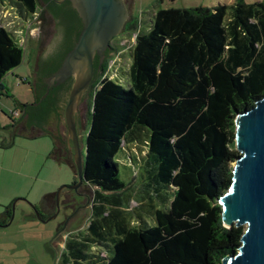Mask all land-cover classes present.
<instances>
[{
    "label": "trees",
    "instance_id": "1",
    "mask_svg": "<svg viewBox=\"0 0 264 264\" xmlns=\"http://www.w3.org/2000/svg\"><path fill=\"white\" fill-rule=\"evenodd\" d=\"M6 1L26 20L38 11L37 0ZM57 1L43 7L65 26V45L45 62L37 106L22 105L28 126H42L56 110L51 93L42 98L43 80L60 67L80 27L70 3ZM136 29L130 16L123 28L135 33L128 86L105 75L118 45L110 43L94 72L83 162V184L95 187L91 216L85 233L66 238L60 264H219L237 253L244 231L223 225L218 200L239 156L234 119L264 97V0L158 7L148 29ZM22 59L21 44L0 26V95L3 76ZM134 146L145 149L142 163ZM121 159L140 167L137 194L126 192ZM132 199L139 204L134 222L126 210ZM11 214L4 207L0 226Z\"/></svg>",
    "mask_w": 264,
    "mask_h": 264
},
{
    "label": "rangeland",
    "instance_id": "2",
    "mask_svg": "<svg viewBox=\"0 0 264 264\" xmlns=\"http://www.w3.org/2000/svg\"><path fill=\"white\" fill-rule=\"evenodd\" d=\"M131 17L136 19V32L146 31L151 12L158 7L190 8L231 4L233 0H125ZM255 2L258 0H245ZM38 2V11L28 20L8 1L0 3V26L10 32L21 44L23 59L8 71L1 82L5 94L0 95V214L4 207H13L9 224L0 226V264H60V254L68 235L85 233L91 216L95 187L81 184L77 189L66 186L72 181L74 168L69 153L61 141L40 125L31 128L25 122L24 104L31 105L36 85V62L52 29V19ZM135 33L122 30L112 40L118 48L108 57L105 75L129 84L128 66L130 48ZM96 81V80H94ZM92 91L90 87L78 100L75 115L78 121L77 141L85 155L86 133ZM17 113L15 114V112ZM62 145V148H61ZM62 149V150H61ZM143 162L145 149L136 146ZM140 167L119 161V176L128 184L126 192L137 194L133 186L140 182ZM54 196V197H51ZM47 199V208L41 205ZM136 200V199H135ZM130 200L127 212L139 204ZM37 207L38 215L34 211ZM147 220L150 218L146 215ZM66 235V236H65Z\"/></svg>",
    "mask_w": 264,
    "mask_h": 264
},
{
    "label": "water",
    "instance_id": "3",
    "mask_svg": "<svg viewBox=\"0 0 264 264\" xmlns=\"http://www.w3.org/2000/svg\"><path fill=\"white\" fill-rule=\"evenodd\" d=\"M68 1L82 20V29L60 67L47 78L46 83L51 86L68 78L73 81L69 92L58 103L57 112L50 113L41 125L64 147L71 149L72 154L69 155L75 171L72 181L66 186L75 190L83 184L84 156L77 141L78 121L74 111L93 81L95 56L99 55L101 60L104 58L103 53L123 30L129 16L124 0ZM39 2L44 9L43 0ZM65 39V26L52 19L50 35L36 62V85L31 106H37L38 80L41 72L48 68V62H45L62 50ZM69 140L72 144H68ZM234 146L239 156L233 162L232 181L218 203L223 225L243 226L244 231L237 253L225 256L219 264H264V97L250 109L236 115Z\"/></svg>",
    "mask_w": 264,
    "mask_h": 264
},
{
    "label": "flooded vegetation",
    "instance_id": "4",
    "mask_svg": "<svg viewBox=\"0 0 264 264\" xmlns=\"http://www.w3.org/2000/svg\"><path fill=\"white\" fill-rule=\"evenodd\" d=\"M65 1H68V0H63V1H61V2H58V3H63V2H65ZM69 3H70V6H71V8H73L72 7V5H71V2L70 1H68ZM124 2L126 3V1L124 0ZM73 10H75L74 8H73ZM76 12V11H75ZM77 13V12H76ZM77 16H78V14H77ZM78 18H79V22H80V27H78V28H76L75 30H74V34H73V36H72V38H73V45H74V43H75V41H76V39H77V37H78V35H79V33H80V31H81V29H82V20L80 19V17L78 16ZM117 37V36H116ZM116 37L114 38V39H116ZM113 39V40H114ZM110 48H111V45H110ZM110 48L109 49H107V50H105V52L103 53V55H104V58H105V56H106V54H107V52L108 51H110ZM98 58V61L96 60ZM104 58L101 60V58H100V56L99 55H96L95 56V58H94V60H93V66H94V72L97 70V67H99L100 65H101V63L103 62V60H104ZM63 60V59H62ZM96 61H97V63H96ZM62 62V61H61ZM61 65V64H60ZM54 73V72H53ZM49 76H47V77H45L44 78V81H43V85H44V94L42 95V98H45L48 94H52V97L56 100V110L55 111H53V112H57V109H58V103L61 101V99H62V97L64 96V89H65V87L68 85V83L69 82H71L72 83V78H68L67 80H65L64 82H62V83H59V84H54V85H51V86H49L47 83H46V80H47V78H48ZM52 113V112H51ZM47 120V119H46ZM46 120H44V122H41L42 124L43 123H45L46 122ZM67 129V128H66ZM69 142L72 144V142H71V140H69L68 141V144H69ZM60 144H62V142L60 143ZM61 148H62V145H61ZM62 150V149H61ZM66 153H69V154H72L71 153V149H69V147L67 146V147H64V149H63ZM47 203H44V204H42L41 205V208L42 209H46L47 208Z\"/></svg>",
    "mask_w": 264,
    "mask_h": 264
},
{
    "label": "crops",
    "instance_id": "5",
    "mask_svg": "<svg viewBox=\"0 0 264 264\" xmlns=\"http://www.w3.org/2000/svg\"><path fill=\"white\" fill-rule=\"evenodd\" d=\"M128 16L130 17L131 16V9H130V11L128 10ZM129 17H128V19H129ZM28 127H30L31 128V126H28ZM66 236V235H65ZM69 236V235H68ZM68 236H67V238H68ZM64 248V247H63Z\"/></svg>",
    "mask_w": 264,
    "mask_h": 264
},
{
    "label": "built area",
    "instance_id": "6",
    "mask_svg": "<svg viewBox=\"0 0 264 264\" xmlns=\"http://www.w3.org/2000/svg\"><path fill=\"white\" fill-rule=\"evenodd\" d=\"M17 113V111L15 112V114Z\"/></svg>",
    "mask_w": 264,
    "mask_h": 264
}]
</instances>
